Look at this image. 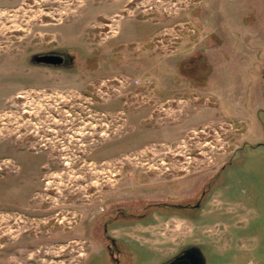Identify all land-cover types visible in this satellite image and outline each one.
<instances>
[{"label":"rangeland","instance_id":"obj_1","mask_svg":"<svg viewBox=\"0 0 264 264\" xmlns=\"http://www.w3.org/2000/svg\"><path fill=\"white\" fill-rule=\"evenodd\" d=\"M190 245L264 264V0H0V264Z\"/></svg>","mask_w":264,"mask_h":264},{"label":"flooded vegetation","instance_id":"obj_2","mask_svg":"<svg viewBox=\"0 0 264 264\" xmlns=\"http://www.w3.org/2000/svg\"><path fill=\"white\" fill-rule=\"evenodd\" d=\"M53 57H59L62 61L60 65L63 64L64 58L62 56L58 55H48ZM113 247L115 248V243L112 240L111 243ZM145 254L139 253L136 255V262L139 263L143 260V256ZM114 256V255H113ZM208 257L206 253L198 246H186L183 248H180V250L172 255L169 258L164 259L163 261L159 262L158 264H208ZM118 260H116L115 263H117Z\"/></svg>","mask_w":264,"mask_h":264},{"label":"water","instance_id":"obj_3","mask_svg":"<svg viewBox=\"0 0 264 264\" xmlns=\"http://www.w3.org/2000/svg\"><path fill=\"white\" fill-rule=\"evenodd\" d=\"M36 61L38 63L46 64V65H60L62 60L59 57L43 55V56L37 57Z\"/></svg>","mask_w":264,"mask_h":264}]
</instances>
